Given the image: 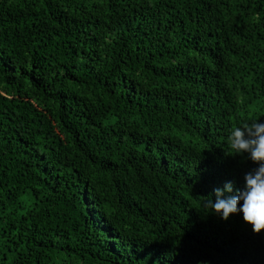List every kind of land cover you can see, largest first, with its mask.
<instances>
[{
    "label": "trees",
    "instance_id": "16d2710c",
    "mask_svg": "<svg viewBox=\"0 0 264 264\" xmlns=\"http://www.w3.org/2000/svg\"><path fill=\"white\" fill-rule=\"evenodd\" d=\"M260 116L264 0H0V264H264L203 207Z\"/></svg>",
    "mask_w": 264,
    "mask_h": 264
},
{
    "label": "clouds",
    "instance_id": "9594fccd",
    "mask_svg": "<svg viewBox=\"0 0 264 264\" xmlns=\"http://www.w3.org/2000/svg\"><path fill=\"white\" fill-rule=\"evenodd\" d=\"M227 141L234 155L246 156L255 167L244 173L241 187L237 188L233 180L214 187L203 207L206 215L223 221L240 214L253 234H259L264 230V119L253 117L238 123L230 130Z\"/></svg>",
    "mask_w": 264,
    "mask_h": 264
}]
</instances>
